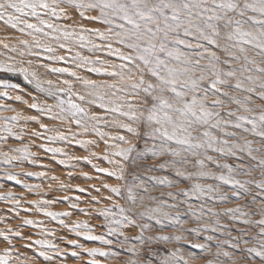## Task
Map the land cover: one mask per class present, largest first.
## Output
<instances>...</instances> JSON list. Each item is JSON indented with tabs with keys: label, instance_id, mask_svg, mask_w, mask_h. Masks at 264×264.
<instances>
[{
	"label": "snow or ice",
	"instance_id": "1",
	"mask_svg": "<svg viewBox=\"0 0 264 264\" xmlns=\"http://www.w3.org/2000/svg\"><path fill=\"white\" fill-rule=\"evenodd\" d=\"M0 31V74L36 90L0 78V178L39 197L0 191V264H264V0H0ZM33 147L99 185L26 170Z\"/></svg>",
	"mask_w": 264,
	"mask_h": 264
},
{
	"label": "rangeland",
	"instance_id": "2",
	"mask_svg": "<svg viewBox=\"0 0 264 264\" xmlns=\"http://www.w3.org/2000/svg\"><path fill=\"white\" fill-rule=\"evenodd\" d=\"M6 35H9V34H6L5 32L0 31V39L5 38ZM39 71H40L41 74H44V71L45 70L44 69H39ZM81 74H87V73H83L82 72ZM0 78H8V79H11L13 82L19 83L21 85V88L24 89L25 92L31 91L34 94H36V90L33 88V86L27 84V82L23 79L22 76H19V75H16V74H0ZM17 78H21L24 81H20ZM52 78L55 79L54 76ZM93 78H97V77L94 76ZM39 98L40 99H44L43 94H40L39 95ZM5 102L12 103L13 104V107H17V108H20L21 107V105L19 104V102L8 101V100H6ZM49 102H51V101H49ZM23 110L26 112V114H30V115L37 114L35 110H29V109H27L26 106H23ZM6 114L7 115H11V113H6ZM42 119L44 120L45 123H51L50 121L47 120V118H42ZM29 127L30 128H37L39 130V126L37 124H35V123L30 124ZM25 142H30L29 138L25 137ZM9 143L15 145L17 142L10 140ZM38 143H40L39 140L37 141V144ZM61 146L65 147L67 151H69L70 153L75 154L77 156H83V155H86L87 154L79 146H75V145H72V146L61 145ZM32 151H34V152L37 153L38 157L41 159V162L44 163V164H46V165H48V168L47 169L40 168V167H36V166H31V165H28L27 163H25L24 168L26 170H28V171H47L49 176H51L53 174L58 175L60 177V179L62 181H64L66 184H73V185L74 184H80L81 186H88V185H91V184H97V185H99V183H100V181H98V180H86L83 177H80L79 176V172H80L81 169H83L84 171H88L90 174H94L93 173V170L91 169V167L88 166V165H86V163L84 161H81L79 163V165H78L77 168L72 169V168H67L65 166H62V165H58L56 163V161H54L51 158V154H45L43 152V150H41V149H39L37 147H33L32 148ZM59 158H62V157H59ZM99 163H101L102 166H105V167L108 166L106 163H104L102 161L99 162ZM148 163H152V161H148ZM4 167H5V165L0 164V169H3ZM49 169H51V171H49ZM12 170L13 171H18V169H12ZM141 171H143V170H141ZM69 172H72L73 173V176L72 177H69L68 176V173ZM21 179L27 180L29 183H40V184L45 185V187L48 184H52L53 185V189L56 188V184H57L56 181H52L50 179L39 178V177H26V176H22ZM110 182H113L114 183L115 181H110ZM0 184H4V187L3 188H0V191H5L7 188L10 187L12 189V191H14L17 194L18 197L20 196L21 193H23L24 199H37V198H39L37 195L29 194L20 185L15 184L14 181H12V182H5L4 179L0 178ZM180 186L183 187V185H180ZM89 191H92V190L89 189ZM66 194H70V195H81L82 197L85 196V194H81L79 192H75V190H72L71 192L49 190V191L46 192L45 198L46 199H51V198H55V197H62L64 195H66ZM92 194L93 195H98L94 191L92 192ZM192 203L196 204L198 202L196 200H193ZM209 203H211V201H209ZM240 203H243V202L241 201ZM80 206L81 207H86L87 205L81 204ZM224 206H232V205H218V207H224ZM67 207H68L67 203L60 202V203H58V204H56V205L53 206V210L59 211V210L65 209ZM97 207H99V205H97ZM5 210H6L5 209V202L0 201V215H4L5 214ZM7 214L10 215V216H13V219L9 220L8 223H11L13 226L19 224L20 218H16L15 217V214L14 213H11V212H8ZM25 215H30L31 218H33V219H41V220H44L46 227L56 228V235L58 237L59 236H66L68 238H75L74 235H71V234L67 233V230L66 229L61 228L58 225L57 222L50 221L48 218L44 217L43 215H40V214H27V213H24L23 211H21L20 216L23 217ZM71 219L72 220H76V219L84 220V219H88V217H86V216H84L83 214H80V213H75L71 217ZM90 223H92L93 225H96V224H99L100 223V220L93 218V219L90 220ZM191 226H194V225L190 224L189 227H191ZM3 227H5V225L2 224V223H0V228H3ZM20 230L23 233H25V234H31L34 239L37 238L36 237V233H37L38 230L35 229V228H33V227H31V226H23V227L20 228ZM96 231L99 232V231H101V229L100 228H97ZM49 238H51V237H49ZM56 242L59 243V244H61V246L64 247V248L69 247L66 244V241L57 240ZM81 242L82 243H88V246H94L92 242H85L82 238H81ZM14 243L22 244V242H20L18 240L14 241ZM95 246H99V245L96 244ZM20 250L22 252H26V254L29 255V256L35 254V248H33V249H24L23 247H21ZM36 264H44L43 259L42 258H39V260H38V262H36ZM65 264H78V261L75 258H73V257H71L69 255L68 257L65 258ZM109 264H115V262H109Z\"/></svg>",
	"mask_w": 264,
	"mask_h": 264
},
{
	"label": "trees",
	"instance_id": "3",
	"mask_svg": "<svg viewBox=\"0 0 264 264\" xmlns=\"http://www.w3.org/2000/svg\"><path fill=\"white\" fill-rule=\"evenodd\" d=\"M17 79H19L20 81H24L23 79H21V78H17Z\"/></svg>",
	"mask_w": 264,
	"mask_h": 264
}]
</instances>
